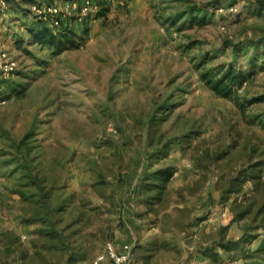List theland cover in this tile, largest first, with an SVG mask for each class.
<instances>
[{"label": "rangeland", "instance_id": "374dc122", "mask_svg": "<svg viewBox=\"0 0 264 264\" xmlns=\"http://www.w3.org/2000/svg\"><path fill=\"white\" fill-rule=\"evenodd\" d=\"M0 1L18 66L0 72V264H96L127 240L132 264H213L203 251L223 226L235 241L263 234L250 229L259 206L234 221L252 182L222 199L241 170L260 164L264 178L261 0H97L73 11L75 44L59 52L33 41L42 23L63 28L31 5L81 0ZM193 9L204 23L184 17ZM231 69L247 79L225 98L205 75ZM162 168L174 176L157 201L140 187ZM48 206L64 209L50 211L56 227L35 220ZM221 254L216 264L245 263Z\"/></svg>", "mask_w": 264, "mask_h": 264}, {"label": "trees", "instance_id": "16d2710c", "mask_svg": "<svg viewBox=\"0 0 264 264\" xmlns=\"http://www.w3.org/2000/svg\"><path fill=\"white\" fill-rule=\"evenodd\" d=\"M33 2L34 0H28ZM82 1V0H81ZM97 0H94L96 2ZM108 0H103V3H106ZM259 7L264 8V0L259 1ZM106 11V10H105ZM103 13V12H102ZM204 14V11L192 10L188 12L184 17L192 15L189 22L192 24H202L206 21V17L200 19L198 15ZM43 26L38 30H33L32 37L35 43H38L42 46H51L56 49L58 52L62 51L68 45L75 44L73 39V31L68 25V20L62 22V27L60 31L55 33L50 29L49 26L42 23ZM224 71V70H223ZM207 83L210 87L220 96L225 98H232L235 95L236 88L242 86L243 82L246 81L247 75L239 72L237 70L231 69L225 72L223 76H212L210 74L205 75ZM258 101H263L262 98L257 99ZM263 168L260 164L253 166L250 169L241 170L238 176L234 177L230 181V185L223 191L222 199L223 203L229 202L230 196L240 195L247 183L252 182V194L245 200V203L238 204L234 202L232 204V211H240L239 217L234 220H242L253 214L255 207L259 206L256 210L252 222L250 224V229L258 231L262 229L264 231V178L262 177ZM174 176V171L171 168H162L161 170L154 172L146 178V182L143 183L140 187L141 192L154 191L156 196L154 199L160 201L162 199V194L167 188L170 180ZM247 202V203H246ZM243 207V208H242ZM242 208V210H240ZM51 206L46 208V211L37 213L36 221L42 223H48L56 227V223L52 221V212L59 211V208L51 210ZM64 211V209H61ZM59 211V212H61ZM50 217V218H49ZM52 219V220H50ZM229 226L225 225L220 229V239H218L210 247L206 248L203 251V255L212 260L213 264L221 261L222 254L221 252L231 255L233 251H236L237 254H242V259L245 261L244 264H264V232L263 234L257 233H247L242 239L235 241L228 239L226 232ZM55 237V236H54ZM260 240L259 246L252 250L251 248H246L245 243H253L256 240ZM221 251V252H220ZM72 255L70 258L71 262H74L76 258Z\"/></svg>", "mask_w": 264, "mask_h": 264}, {"label": "built area", "instance_id": "2783aa9c", "mask_svg": "<svg viewBox=\"0 0 264 264\" xmlns=\"http://www.w3.org/2000/svg\"><path fill=\"white\" fill-rule=\"evenodd\" d=\"M6 4L5 1H0V72L2 75L9 76L17 72L18 66L16 61L8 58V52L4 49V32L6 25L3 12L7 9ZM94 4V0H82L80 5L74 2L73 5L68 4L66 8L63 9L58 4L41 5L39 3H34L31 5V9L38 15L40 20L49 22L53 29H61L63 20H68L69 17H72L74 10L82 16H86L91 12L92 8L95 6ZM23 239H25V236H23ZM134 253V240L125 242L120 247H117L114 242H108L105 253L98 258L96 264H100L107 260L110 264H132Z\"/></svg>", "mask_w": 264, "mask_h": 264}, {"label": "crops", "instance_id": "0c3cea01", "mask_svg": "<svg viewBox=\"0 0 264 264\" xmlns=\"http://www.w3.org/2000/svg\"><path fill=\"white\" fill-rule=\"evenodd\" d=\"M128 241H130V240H127V241H125V242H128ZM125 242H124V243H125Z\"/></svg>", "mask_w": 264, "mask_h": 264}]
</instances>
